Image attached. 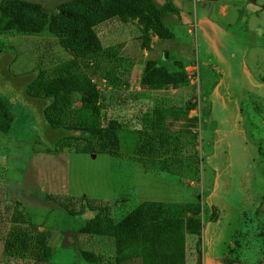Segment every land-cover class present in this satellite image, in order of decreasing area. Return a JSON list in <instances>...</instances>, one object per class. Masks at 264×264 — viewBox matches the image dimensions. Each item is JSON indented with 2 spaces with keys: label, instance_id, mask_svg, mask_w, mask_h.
Instances as JSON below:
<instances>
[{
  "label": "rangeland",
  "instance_id": "obj_1",
  "mask_svg": "<svg viewBox=\"0 0 264 264\" xmlns=\"http://www.w3.org/2000/svg\"><path fill=\"white\" fill-rule=\"evenodd\" d=\"M29 1L51 13L71 0ZM153 1L178 8L163 18L173 39L113 18L96 26L102 50L74 57L49 31L0 32V264H33L25 251H5L14 225L46 233L52 254L44 264H91L81 250L107 264L112 238L80 233V225L98 208L117 222L144 200L200 218L201 233L186 239V264H264V0ZM127 59L134 64L125 80ZM155 59L181 61L186 84L142 87L144 65ZM66 60L81 87L98 91L101 125L118 123L115 154L88 132L60 131L55 144L42 137L49 100L25 95L24 84ZM187 101L195 103L191 121ZM81 105L74 92L61 123L75 125ZM153 111L161 117L155 146H142ZM86 146L94 152L81 153Z\"/></svg>",
  "mask_w": 264,
  "mask_h": 264
},
{
  "label": "trees",
  "instance_id": "obj_2",
  "mask_svg": "<svg viewBox=\"0 0 264 264\" xmlns=\"http://www.w3.org/2000/svg\"><path fill=\"white\" fill-rule=\"evenodd\" d=\"M177 13L178 8L170 1L157 6L153 0H71L57 4L56 10L49 13L38 2L7 0L0 6V32L49 31L57 36L59 44L65 50L78 57L102 50L103 44L96 30L99 23L113 18L121 22L136 19L143 33L151 31L159 38L173 39L175 34L163 18L167 14ZM126 61L124 78L128 80L126 73L131 71L134 63L129 59ZM71 68L72 60L59 61L52 68H39L29 79L26 78L25 95L38 101L49 100L42 109L48 118L45 128L41 130L42 137L49 144H55L62 136L60 131L68 129L88 132L96 135L101 150L115 154L114 150L120 145L116 129L118 123L110 121L106 127L101 125L97 105L98 91L81 87ZM188 78L181 61L172 60L166 64L155 59L146 61L139 82L142 87L150 89L178 88L186 84ZM2 80L7 81L5 77ZM77 91L81 92V110L75 125L65 126L60 120L71 104L73 93ZM194 106L195 103L190 101L184 106L183 117L188 121L193 118L187 117V112ZM177 110L174 111L177 113ZM153 112L154 117L143 120L142 146H155L161 117L157 111ZM51 148L50 145L48 150ZM80 152L91 153L94 150L86 146ZM48 198L57 201L56 196L48 195ZM61 205L68 208L67 204ZM88 207L94 209L90 204ZM214 210L215 218V207ZM82 212L80 209L70 211V214ZM79 232L112 238L114 254L106 259L107 264H123L133 259H138L140 264H186V239L189 235L201 233V220L198 216L186 215L185 211L172 212L163 201L144 200L117 222L110 215L109 209L98 208L92 217L80 225ZM5 249L6 252L19 255L25 251L33 264H44L52 254L44 231L35 227L21 228L19 225L10 229ZM80 253L91 264H105L95 252L81 250Z\"/></svg>",
  "mask_w": 264,
  "mask_h": 264
},
{
  "label": "built area",
  "instance_id": "obj_3",
  "mask_svg": "<svg viewBox=\"0 0 264 264\" xmlns=\"http://www.w3.org/2000/svg\"><path fill=\"white\" fill-rule=\"evenodd\" d=\"M195 3H197V2H199V1H201V0H193Z\"/></svg>",
  "mask_w": 264,
  "mask_h": 264
},
{
  "label": "water",
  "instance_id": "obj_4",
  "mask_svg": "<svg viewBox=\"0 0 264 264\" xmlns=\"http://www.w3.org/2000/svg\"><path fill=\"white\" fill-rule=\"evenodd\" d=\"M94 156V154H92Z\"/></svg>",
  "mask_w": 264,
  "mask_h": 264
},
{
  "label": "crops",
  "instance_id": "obj_5",
  "mask_svg": "<svg viewBox=\"0 0 264 264\" xmlns=\"http://www.w3.org/2000/svg\"><path fill=\"white\" fill-rule=\"evenodd\" d=\"M154 2V1H153ZM158 6V5H157Z\"/></svg>",
  "mask_w": 264,
  "mask_h": 264
}]
</instances>
